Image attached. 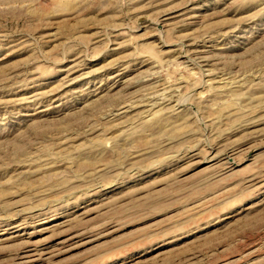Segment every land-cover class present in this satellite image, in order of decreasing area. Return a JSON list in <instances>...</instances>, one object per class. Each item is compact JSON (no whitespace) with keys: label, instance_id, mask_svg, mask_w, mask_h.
<instances>
[{"label":"rangeland","instance_id":"374dc122","mask_svg":"<svg viewBox=\"0 0 264 264\" xmlns=\"http://www.w3.org/2000/svg\"><path fill=\"white\" fill-rule=\"evenodd\" d=\"M0 264H264V0H0Z\"/></svg>","mask_w":264,"mask_h":264},{"label":"bare ground","instance_id":"6f19581e","mask_svg":"<svg viewBox=\"0 0 264 264\" xmlns=\"http://www.w3.org/2000/svg\"><path fill=\"white\" fill-rule=\"evenodd\" d=\"M191 56V55H190ZM191 59V58H190ZM227 159L228 160H231L232 159V157H230V156H228L227 157ZM257 181V180H256ZM49 228V227H48ZM61 243V242H60ZM43 248V247H42ZM261 248V247H260ZM50 249V248H49ZM45 252H46V250L44 249V251L42 250H40L39 248H33V249H31V248H29V249H25L22 253V259H27V260H30V259H32V258H34L35 256H39V255H43V254H45ZM47 253H49V251L47 252ZM250 253V252H249ZM244 256V255H243ZM255 258V257H254ZM246 262V261H245Z\"/></svg>","mask_w":264,"mask_h":264}]
</instances>
